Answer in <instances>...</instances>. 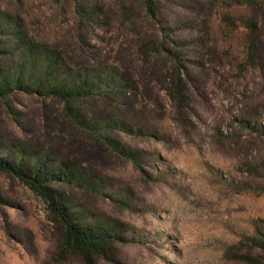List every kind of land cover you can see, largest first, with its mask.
<instances>
[{"label":"rangeland","instance_id":"rangeland-1","mask_svg":"<svg viewBox=\"0 0 264 264\" xmlns=\"http://www.w3.org/2000/svg\"><path fill=\"white\" fill-rule=\"evenodd\" d=\"M144 1L0 0V75L33 41L65 69L102 62L139 88L119 104L74 101L82 124L60 99L15 88L0 100V157L37 150L105 183L65 187L77 222L116 226L94 264H264L253 240L264 233V0H156V18ZM172 72L179 99L169 95ZM116 117L126 129H101ZM62 228L0 170V264H88L62 248Z\"/></svg>","mask_w":264,"mask_h":264},{"label":"trees","instance_id":"trees-1","mask_svg":"<svg viewBox=\"0 0 264 264\" xmlns=\"http://www.w3.org/2000/svg\"><path fill=\"white\" fill-rule=\"evenodd\" d=\"M144 6L148 17L158 16L156 0H145ZM262 6L264 9V2ZM251 25L254 34L251 38L250 53L251 57H254L260 29L258 21H253ZM23 44L29 51L27 55L20 57L18 68L15 71H3L0 75V100L19 87L28 93L58 98L65 103L66 113L72 121L75 124H82L80 116L72 106L74 101L99 98L119 104L123 99H132V96L139 91L132 79L124 78V74L122 77L112 66L99 62L98 66L92 68L77 69L68 66L65 69L59 54L52 48L39 49L33 41H24ZM176 71L182 74L181 68L176 67ZM170 77L171 82H168L170 98L179 99L177 75L172 72ZM126 128L125 122L120 117H116L104 120L101 129L109 133ZM91 129L98 128L93 126ZM112 143L118 150L116 141L112 140ZM16 149L17 151L11 150L10 159L0 157V170L19 179L44 200L48 211L63 226L62 248L78 251L88 264H94L91 256L94 253L106 256L113 238H116L112 235V232L116 231V226L96 222L86 224L77 222L84 216L82 214L78 216L75 211H72L73 200L65 188L79 186L100 192L105 188V183L77 161L53 158L50 154H43L32 149ZM127 155L135 163L140 161L134 151H129ZM253 240L256 242V248L264 253V233ZM248 259L255 260V257L249 256Z\"/></svg>","mask_w":264,"mask_h":264}]
</instances>
